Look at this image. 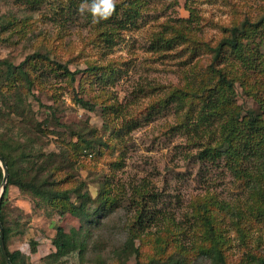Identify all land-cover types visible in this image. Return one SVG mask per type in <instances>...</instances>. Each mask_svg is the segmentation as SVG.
I'll return each instance as SVG.
<instances>
[{
    "label": "rangeland",
    "instance_id": "1",
    "mask_svg": "<svg viewBox=\"0 0 264 264\" xmlns=\"http://www.w3.org/2000/svg\"><path fill=\"white\" fill-rule=\"evenodd\" d=\"M84 2L39 0L33 4L27 0H0V14L11 9L23 17L27 12L34 19V31L37 34L41 32L40 36L29 33L28 38L20 39L14 35L1 40L0 58L19 64L36 46L45 43L48 47L54 44L55 53L63 59L77 55L69 66L71 70L87 67L88 59L96 60L105 67L100 70V75L77 74L76 81L68 89L67 76L51 70L52 65L44 63L42 77L46 91L42 93L33 89L26 94L27 104H30L35 118L33 129L36 122L48 118L49 129L69 132L66 124L87 119L100 132L111 135L102 116V108L99 106L96 111H89L78 105L73 99V88L86 98L88 89L95 99H107L119 106L114 119L118 133L113 135L118 140L117 146L113 154L97 161L99 173L105 170L113 194L120 199V208L114 218L102 230L94 231L95 238L105 243L102 254H111L118 242L125 241L127 235L138 229L142 234L145 229L146 234L143 235L151 242L157 238L158 229L167 223L166 218L172 217L174 231L185 246L189 260L214 264L209 259L204 260V254L198 253V245L207 244L201 236L202 225L194 206L201 199L205 202L213 198L229 208L225 210L217 204L211 205V208L217 209L218 235L226 241L227 264H252L254 255L264 254V213L259 211L249 187L254 177L259 176V163L253 158L241 166L255 168V176L250 177L248 170H233L225 156L201 157L207 142L214 146L220 138L218 122L212 125L214 132H204V126L194 125V117L182 125L187 110L178 111L177 103L167 105L159 99L174 85H184L196 75L204 74L209 55L203 49H189L184 42L164 45L158 37L171 36L169 25L175 22L173 20L190 16L192 10L200 16L196 32L204 39L215 42L222 33L219 26L229 24L238 14L237 9L239 14L261 17L264 0H145L135 23L121 29L116 36L117 41L109 47L89 42L88 37L97 28L91 22L92 18L79 13V6ZM262 33V28L251 29L245 42L250 47H257ZM261 47L264 51V43ZM245 101L258 107L253 100L237 97L238 103ZM51 105L57 107V116L64 126L51 123ZM19 119L15 117L16 121ZM42 128H45L44 124ZM34 133L38 136L37 148L42 145L46 152L58 151L56 133L45 134L36 129ZM88 161L90 163L91 159L88 158ZM79 170H83L84 174L78 171L75 175H88L89 188L96 196L98 183L104 180V176L83 168ZM8 198L10 213L20 219V229L25 230L12 236L9 241L11 250L21 249L30 254L29 264H81L78 248L65 256L56 253L52 238L56 234L54 223L58 215L36 210L30 195L23 194L16 186L9 188ZM139 213L143 214L142 221H135ZM124 223L128 225L125 227ZM62 225L74 232H80L82 228L78 218L70 215ZM110 233L114 235L110 236ZM33 239L39 242L36 253L31 251ZM132 242L127 251L121 252L126 264H134L138 259L140 239L134 238ZM152 246L149 244L142 251L148 252ZM170 247L172 249L173 246ZM112 255L108 264H120ZM86 264L95 262L88 259Z\"/></svg>",
    "mask_w": 264,
    "mask_h": 264
},
{
    "label": "trees",
    "instance_id": "2",
    "mask_svg": "<svg viewBox=\"0 0 264 264\" xmlns=\"http://www.w3.org/2000/svg\"><path fill=\"white\" fill-rule=\"evenodd\" d=\"M27 1L35 3L39 0ZM144 1L117 0L116 11L109 19L96 24V32L88 37L89 42L105 47L115 43L120 30L128 27V24L135 23ZM237 11L238 14L234 15L229 24L219 26L222 33L215 42L204 39L196 32L200 16L192 10L190 16L173 20L175 22L169 25L171 36L158 37L164 45L184 42L189 49L193 51L203 49L209 55L207 71L204 74L196 75L184 85H174L159 101L167 105L177 103L178 111L183 108L187 110L185 119L181 121L182 125L194 117V125L204 126V132H214L212 125L218 122L220 138L214 146L207 142L201 152L202 158L209 155L225 156L233 170H248L247 175L250 177L255 176L253 171L255 168L241 166L253 158L257 160L260 166L259 176H255L253 181L251 179L249 187L259 211L264 213V51L261 47L264 43V14L252 18L246 14H239L238 9ZM25 15L20 17L11 9L0 14V41L14 35L20 39L28 38L29 33L33 36L41 35V32L37 34L34 31L32 15L27 12ZM83 15L92 18L88 12ZM261 28L263 33L258 46L250 47L245 42L250 30ZM76 57L77 55H74L63 59L55 53L54 44L48 47V44L41 43L19 64L8 58H0V156L7 161L9 168L0 215L5 246L12 263L29 264L30 261V254L21 249L11 250L9 246L13 235L25 232L20 229V219L13 216L9 208V188L16 186L23 194L30 195L36 210L58 215L54 223L56 234L52 238V244L60 256H65L69 251L78 248L81 264H86L88 259L95 264H108V258H112V253L120 264H126L121 252L127 251L133 239L138 237L139 255L134 264H199L195 260H189L185 246L180 243L178 233L174 231L172 217L166 218L167 223L158 229L157 238L151 242L143 235L146 234V230L143 229L142 234L141 229H138L127 235L125 241L118 242L111 250V254H102L105 243L95 238L94 231L102 230L104 225L114 218V214L120 208V199L113 194L105 170L104 173H99L97 161L113 154L117 146L118 140L114 139L113 135L118 133L114 119L119 106L108 102L107 99H95L89 94L88 89L86 98L73 88V99L78 105L89 111H96L99 106L102 108V116L111 135L106 136L87 119H81L79 123L66 124L69 132L56 128L49 129L50 122L46 118L43 122H36L35 129L45 134L56 133L59 149L46 152L42 145L36 147L38 136L34 133L32 125L35 118L30 104H27L26 94L31 93L33 89H38L42 93L46 91L43 88V64L47 63L50 67L52 65L51 70L64 73L68 78V89L73 86L77 74L100 75V70L105 69L102 63L88 59L87 67L71 70L69 66ZM79 85L82 87L83 83L80 82ZM238 96L253 100L258 107L246 101L238 103ZM50 107L51 123L64 126L57 116V107L52 105ZM15 117L20 119L16 121ZM83 155L86 159L81 158ZM88 158L91 159L90 163ZM79 168L104 176V180L98 183L96 196H93L89 188V176L75 175L78 171L83 172ZM2 180L3 169L0 165V187ZM213 204L229 210L228 206L218 204L213 198L206 199L205 202L201 199L194 204L196 217L202 225L201 236L207 244L198 245V253L204 254V260L209 259L211 263L227 264L226 241L218 235L216 226L218 215L215 213L217 209L211 208ZM68 215L78 218L82 226L80 232L66 230L62 225ZM142 215L139 213L135 221H142ZM235 223L238 224V221ZM124 225L126 227L128 224ZM113 235L110 233V236ZM38 244L37 240L31 241L32 253L37 252ZM149 244L153 246L148 252H143L142 249L146 250ZM170 245L173 246L172 249ZM252 258V264H264V254L254 255ZM0 264H7L1 247Z\"/></svg>",
    "mask_w": 264,
    "mask_h": 264
},
{
    "label": "clouds",
    "instance_id": "3",
    "mask_svg": "<svg viewBox=\"0 0 264 264\" xmlns=\"http://www.w3.org/2000/svg\"><path fill=\"white\" fill-rule=\"evenodd\" d=\"M80 14L90 13L93 24L100 23L102 20L109 19L116 11V0H85L78 9Z\"/></svg>",
    "mask_w": 264,
    "mask_h": 264
},
{
    "label": "water",
    "instance_id": "4",
    "mask_svg": "<svg viewBox=\"0 0 264 264\" xmlns=\"http://www.w3.org/2000/svg\"><path fill=\"white\" fill-rule=\"evenodd\" d=\"M0 165L3 169V180L1 183V187H0V214H1V204H2V199H3V194L6 189L7 182H8V176H9L8 163L2 156H0ZM0 247H1L2 254L6 259L7 264H13L7 253L6 246H5L4 228H3L2 221H1V215H0Z\"/></svg>",
    "mask_w": 264,
    "mask_h": 264
}]
</instances>
